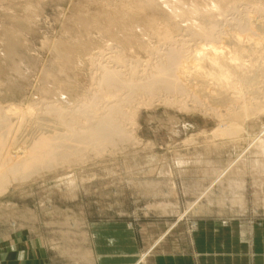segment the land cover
Masks as SVG:
<instances>
[{
	"label": "rangeland",
	"instance_id": "rangeland-1",
	"mask_svg": "<svg viewBox=\"0 0 264 264\" xmlns=\"http://www.w3.org/2000/svg\"><path fill=\"white\" fill-rule=\"evenodd\" d=\"M131 1L0 0V104L24 107L40 101L46 88H75L78 95L72 92V98L82 95L81 84L90 83L87 50L102 54L103 60L109 51L119 52L128 64L137 61L145 68L166 52L169 33L187 46L205 44L194 33L202 28L195 30L190 19L211 17L221 30L248 18L262 21L264 28V12L257 11L264 0H230L224 14L217 0L212 5L210 0H184L197 10L177 16L149 0L140 13ZM134 36L151 47L141 48ZM68 55L75 57L74 87ZM254 70L263 83L264 68ZM158 99L138 108V143L104 155L89 152L78 165L41 170L0 195V255L5 261L96 264L94 250L110 255L100 264H131L134 253L142 254L139 260L148 253L150 259L158 254L183 259L193 253L195 234L201 254L207 253L203 264H264V97L234 140L213 136L219 121L205 108L184 110Z\"/></svg>",
	"mask_w": 264,
	"mask_h": 264
},
{
	"label": "bare ground",
	"instance_id": "bare-ground-1",
	"mask_svg": "<svg viewBox=\"0 0 264 264\" xmlns=\"http://www.w3.org/2000/svg\"><path fill=\"white\" fill-rule=\"evenodd\" d=\"M210 1L212 5L213 1ZM217 1L224 6L221 13L224 14L230 0ZM149 3L159 4L164 9L170 8L167 11L172 12L173 16L197 10V7L187 5L184 0H149ZM145 4L131 1L132 7L140 13ZM257 11L264 12V5L257 7ZM209 19L211 17H203L201 20L194 19L195 22L190 19L195 30L202 28L194 33L203 36L207 40L205 44L187 46L185 39H175L176 35L173 39L169 33L171 38L165 37L171 43L167 48L164 46L166 52L162 50L164 54L145 68H139L137 61L128 64L119 52L110 54L109 51V56L103 60L102 54L96 57L90 50H84L90 65V83L86 87L81 84L83 93L80 96L72 98V92L78 95L75 88L66 90L61 87L56 92L46 88L40 101L28 102L24 107L13 102L6 106L0 104V195L13 183L24 181L41 170L75 165L77 161L84 160L89 152L97 156L104 155L105 151L115 150L119 145L138 143L134 131L139 106H151L158 98H162L160 101L163 100L169 106L184 110L193 108L203 111L205 108L207 113L210 111L219 121L212 131L214 137L238 139L245 130L244 120L259 108L257 100L264 97L262 74L254 70L264 68V28L261 26L262 21L257 23L258 19L255 22V19L247 18L240 22L233 20L236 22L235 28L228 29L225 25L220 30L217 28L218 21ZM122 39L117 40L119 42ZM163 41L160 43L163 44ZM133 42L144 49L147 46V43H143L146 41L139 38ZM56 52H59L57 48ZM74 59V56L68 59L71 64L69 72L72 73ZM47 76L54 77L52 72ZM71 77L73 82L70 85L74 87L77 75L73 73Z\"/></svg>",
	"mask_w": 264,
	"mask_h": 264
},
{
	"label": "crops",
	"instance_id": "crops-1",
	"mask_svg": "<svg viewBox=\"0 0 264 264\" xmlns=\"http://www.w3.org/2000/svg\"><path fill=\"white\" fill-rule=\"evenodd\" d=\"M200 218H206V217H200ZM208 219L209 218H206L205 220H208ZM191 241H192V245H193V253L188 254V255H184L183 259H181L180 257H177L176 255L172 256L171 258H173L175 264H179L180 260H181L180 263H184V264H201V263L203 264V261H200V260H202L203 256L207 255V253H205L203 255L201 254V252L197 246V239H196L195 234H194V237L192 235ZM94 253H95L94 263H96V264H100L101 261L111 260L110 255H106L105 253L102 254L101 252H97L96 250H94ZM136 254L139 255V253H136ZM136 254L134 253L132 255L131 264H169L168 260H171V258L169 259L168 256L159 255V254L156 255L155 258L153 257L152 259H150L151 255H149V253L145 256L144 259L139 260V258L142 254L140 256H137ZM200 254H201V259H199V257H198ZM7 258H10V257H7ZM174 258H177V259H174ZM4 259H5V256L3 257V255L2 256L0 255V264H13L11 262L5 261ZM7 260H9V259H7ZM122 264H124V263H122Z\"/></svg>",
	"mask_w": 264,
	"mask_h": 264
}]
</instances>
